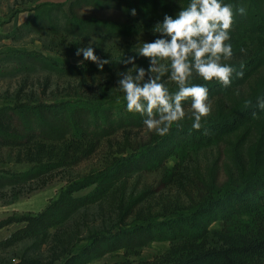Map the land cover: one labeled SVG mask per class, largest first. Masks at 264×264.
Masks as SVG:
<instances>
[{
	"label": "trees",
	"instance_id": "16d2710c",
	"mask_svg": "<svg viewBox=\"0 0 264 264\" xmlns=\"http://www.w3.org/2000/svg\"><path fill=\"white\" fill-rule=\"evenodd\" d=\"M97 7L116 8L123 22L102 20L118 28L121 34L153 30L165 15L176 18L190 0H83ZM235 13L230 32L233 48L231 60L224 61L242 69L243 78L235 74L229 87L219 82H205L194 76L192 83L209 89L212 112L202 119L200 130L192 128L191 100L183 102L185 118L173 124L170 132L159 136L152 132L128 152L113 155L99 167L72 179L59 195L37 213L10 216L0 220V228L14 221L25 224L0 240V250L17 243L47 235L51 227L69 219L78 209L107 202L117 211L118 223L95 231L78 249L56 253L45 263L19 260L10 264H86L108 252L125 249L126 255H139L156 240H168L169 248L153 259L125 264H264V110L256 107L264 97V0H221ZM243 8L241 15L238 11ZM136 15H131V10ZM67 16V25L87 27L93 19L77 13ZM22 25L18 26L19 28ZM112 29V28H111ZM160 38V37H159ZM136 48L109 57L100 70L97 64L66 61L59 65L64 73L98 75L130 69L123 60L135 57V65L150 63L138 56ZM245 49L246 52H241ZM30 54L29 52H26ZM168 75L162 78L167 81ZM177 91V85H166ZM252 107L246 108L245 102ZM253 112L256 113L253 116ZM145 117L127 110L123 98L107 102L60 100L16 102L0 105V142L15 146L29 145L40 139L53 142L43 161L45 144L38 146L40 163L30 169L7 176L0 174V187L36 178L62 166L75 165L88 158L101 139L125 126H145ZM56 144L58 147H56ZM218 147L206 166L197 170L195 185L198 200L186 209L165 204L160 210L147 206L158 191L171 185L182 161L193 153ZM180 161L169 166V160ZM9 173V170L0 169ZM156 173L157 184L136 191L129 182L135 174ZM225 180L221 181V175ZM221 228H212L215 221Z\"/></svg>",
	"mask_w": 264,
	"mask_h": 264
},
{
	"label": "rangeland",
	"instance_id": "374dc122",
	"mask_svg": "<svg viewBox=\"0 0 264 264\" xmlns=\"http://www.w3.org/2000/svg\"><path fill=\"white\" fill-rule=\"evenodd\" d=\"M77 13L93 19L87 27L67 25V16ZM102 20L123 22V13L116 8L92 6L83 0H0V105L16 102L88 100L107 102L123 98L119 88L120 73L125 70L109 71L98 75L64 73L59 65L66 61L82 64L83 55H76L78 48L92 42L95 54L107 59L133 48L142 42H152L160 37L153 30L137 34H121L112 25ZM22 25L20 28L18 26ZM112 28V29H111ZM29 52L30 54H27ZM148 69L149 63L136 64ZM133 67V66H132ZM131 67V68H132ZM130 68V69H131ZM135 75V69L132 70ZM147 80V76L145 77ZM174 82L167 79L165 85ZM146 126H125L103 137L98 148L86 159L75 164L62 166L36 178L0 187V220L10 216L37 213L72 179L101 167L113 155L128 152L138 143L145 142L151 135ZM44 143L43 161L52 150L53 142L37 139L29 145L15 146L0 142V174L11 176L40 163L37 150ZM56 147L58 145L56 144ZM218 152V147L199 150L178 168L175 181L153 195L147 206L160 210L165 204L171 208L186 209L198 200L195 175L203 169ZM180 160L173 157L169 166ZM156 173L135 174L130 188L140 190L148 184H157ZM225 176L221 175V181ZM118 223L117 211L107 202L96 203L78 209L65 222L51 227L47 235L25 239L16 245L0 250V264L19 260L45 263L56 253L78 249L92 232L109 229ZM25 222L14 221L0 228V239L5 238ZM218 220L212 228H221ZM170 246L168 240H156L145 246L139 255H126L125 249L108 252L86 264H125L153 259Z\"/></svg>",
	"mask_w": 264,
	"mask_h": 264
},
{
	"label": "clouds",
	"instance_id": "9594fccd",
	"mask_svg": "<svg viewBox=\"0 0 264 264\" xmlns=\"http://www.w3.org/2000/svg\"><path fill=\"white\" fill-rule=\"evenodd\" d=\"M238 11L242 15L245 10L240 8ZM131 15H136L135 9L131 10ZM234 20L231 5L223 4L221 0H190L176 18L165 15L163 22L155 25L153 32L159 33L160 38L142 42L135 49L138 56L150 61L147 70L135 65L134 56L123 60L124 64L133 67L119 74V88L124 93L127 110L145 117L143 123L149 132L167 135L173 124H179L185 118L183 102L188 99L191 100L192 128L201 129L202 119L212 112V104L209 89L192 83L194 76L205 82L215 80L226 88L231 85L233 74L243 78V64L241 71H237L234 66L224 63L234 55L228 42ZM241 52L246 50L241 49ZM81 54L85 61L97 64L100 70L110 63L95 54L92 42L77 49L76 55ZM166 75L177 85V91H170L162 82ZM245 107L251 108L252 102L246 101ZM256 107L264 110V97L257 98ZM252 114L256 115L255 112Z\"/></svg>",
	"mask_w": 264,
	"mask_h": 264
},
{
	"label": "crops",
	"instance_id": "0c3cea01",
	"mask_svg": "<svg viewBox=\"0 0 264 264\" xmlns=\"http://www.w3.org/2000/svg\"><path fill=\"white\" fill-rule=\"evenodd\" d=\"M6 237V236H5ZM3 239V238H2ZM1 240V239H0Z\"/></svg>",
	"mask_w": 264,
	"mask_h": 264
}]
</instances>
